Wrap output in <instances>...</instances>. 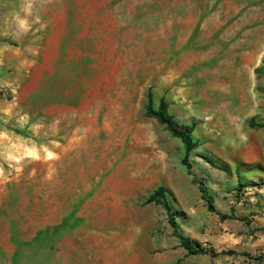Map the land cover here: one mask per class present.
Segmentation results:
<instances>
[{
    "label": "rangeland",
    "instance_id": "1",
    "mask_svg": "<svg viewBox=\"0 0 264 264\" xmlns=\"http://www.w3.org/2000/svg\"><path fill=\"white\" fill-rule=\"evenodd\" d=\"M263 2L108 0L69 14L88 26L70 22L59 55L0 106V264H264V174L222 172L233 142L206 139L219 126L198 119V53L212 48L198 40ZM21 29L15 40L34 32ZM162 100L192 130L190 169L153 115ZM159 188L169 211L148 202Z\"/></svg>",
    "mask_w": 264,
    "mask_h": 264
},
{
    "label": "crops",
    "instance_id": "2",
    "mask_svg": "<svg viewBox=\"0 0 264 264\" xmlns=\"http://www.w3.org/2000/svg\"><path fill=\"white\" fill-rule=\"evenodd\" d=\"M107 2L0 0V91L16 89L33 67L34 70L49 67L60 53L67 30L75 27L70 22L77 20L80 23L77 28L88 26L79 16L70 20L69 14L97 12ZM232 9L228 6L227 11ZM20 26L25 29L21 31L28 33L34 29V32L24 40H15ZM45 27L48 32L36 36ZM217 31L212 28L210 40H198L200 45L212 47L210 54L198 53V119L212 128L219 126L217 132H205L206 139L233 142L232 159L218 165L222 172L232 176L264 174V127H251L252 120L264 126V2L257 12L254 9L244 12L227 26L226 34L213 40ZM222 51L223 55L216 59L217 52ZM8 98L1 99L0 106L11 102ZM201 191L202 188L199 192L202 197Z\"/></svg>",
    "mask_w": 264,
    "mask_h": 264
},
{
    "label": "trees",
    "instance_id": "3",
    "mask_svg": "<svg viewBox=\"0 0 264 264\" xmlns=\"http://www.w3.org/2000/svg\"><path fill=\"white\" fill-rule=\"evenodd\" d=\"M152 102H153V99H152V96L150 95V98H149L150 108H152ZM153 115L160 121L161 124L165 125L167 129L171 131L174 136L181 138L182 142L185 145V155H184L182 162L188 169H190L191 166L189 163V158L191 156L192 151L196 148V144L194 143L192 135H191L192 130L188 128L187 129L180 128L176 124L173 116L170 115L169 113V105L164 100L160 102L158 110L153 111ZM203 199L206 201L209 211L216 212L212 198L208 196L205 193V191L203 192ZM148 202H155V203L161 204L169 211V207L167 204V200H166L165 192L163 188H159L154 194H152L149 197ZM221 218L225 220V219H228L229 216L222 215ZM170 223L175 229L177 228L175 220L173 218H170ZM182 246L186 248L190 254H193V255H196V254H210L212 256L220 255V253H217L213 248L206 249L202 247H195L189 241L184 240V239H182ZM222 253L231 254L233 252H222ZM176 264H179V263H176Z\"/></svg>",
    "mask_w": 264,
    "mask_h": 264
},
{
    "label": "built area",
    "instance_id": "4",
    "mask_svg": "<svg viewBox=\"0 0 264 264\" xmlns=\"http://www.w3.org/2000/svg\"><path fill=\"white\" fill-rule=\"evenodd\" d=\"M12 92H13V90L2 89V90L0 91V95H1L3 98H7V97L10 95V93H12Z\"/></svg>",
    "mask_w": 264,
    "mask_h": 264
}]
</instances>
